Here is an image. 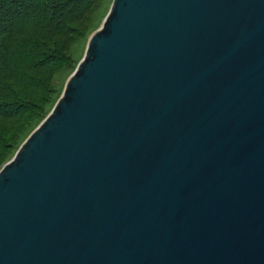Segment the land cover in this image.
Instances as JSON below:
<instances>
[{"label":"water","instance_id":"obj_1","mask_svg":"<svg viewBox=\"0 0 264 264\" xmlns=\"http://www.w3.org/2000/svg\"><path fill=\"white\" fill-rule=\"evenodd\" d=\"M0 264H264V0H111L0 168Z\"/></svg>","mask_w":264,"mask_h":264},{"label":"trees","instance_id":"obj_2","mask_svg":"<svg viewBox=\"0 0 264 264\" xmlns=\"http://www.w3.org/2000/svg\"><path fill=\"white\" fill-rule=\"evenodd\" d=\"M89 1L0 0L1 119L20 116L37 102L33 90L49 83L53 64L64 62L61 52Z\"/></svg>","mask_w":264,"mask_h":264},{"label":"rangeland","instance_id":"obj_3","mask_svg":"<svg viewBox=\"0 0 264 264\" xmlns=\"http://www.w3.org/2000/svg\"><path fill=\"white\" fill-rule=\"evenodd\" d=\"M110 6L111 0L89 1L85 13L83 12L84 14L74 23V29L67 39L64 51L61 52L64 62L53 64L56 70L45 88L33 90L40 96L37 102H29V110L20 116L11 119L0 118V132L4 131L3 143L0 145V168L14 156L16 147L50 110L67 74L75 71L77 62L85 53L88 36L94 28L101 26L102 15L110 10Z\"/></svg>","mask_w":264,"mask_h":264}]
</instances>
